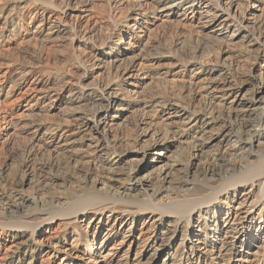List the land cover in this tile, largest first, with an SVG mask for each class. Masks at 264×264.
I'll return each instance as SVG.
<instances>
[{"label":"bare ground","instance_id":"obj_1","mask_svg":"<svg viewBox=\"0 0 264 264\" xmlns=\"http://www.w3.org/2000/svg\"><path fill=\"white\" fill-rule=\"evenodd\" d=\"M0 162V264H264V0H0Z\"/></svg>","mask_w":264,"mask_h":264},{"label":"rangeland","instance_id":"obj_2","mask_svg":"<svg viewBox=\"0 0 264 264\" xmlns=\"http://www.w3.org/2000/svg\"><path fill=\"white\" fill-rule=\"evenodd\" d=\"M171 26L172 25H170V23L165 22V23H163L161 25V29L164 31V33L166 35H168V33H169L170 29H171ZM162 40L165 41V37ZM166 40H168V37L166 38ZM187 42H188L187 40L184 42L185 46L186 45L188 46L189 42L188 43ZM24 45H26V46H28L30 48H34L35 43L31 39L30 40L27 39V40H25ZM160 50L161 51H159V52H164L165 51L163 49H160ZM14 75H15V73L13 74V76ZM13 78L16 79V75ZM25 112L26 113L29 112V113L24 115L25 119H29L31 117L34 118V117H37L39 115L40 116L44 115V116L40 117V118H43V117H45V114H46L44 111L43 112L39 111L40 113L38 112L37 114H36V111H34V113L32 111H25ZM56 112H55L56 114L53 115L52 118L59 119V120L60 119L61 120H65L66 119L67 120L66 122H68L69 118L67 117L66 114L65 115L63 114L64 112H62V111H60V112L56 111ZM30 113L31 114H36V115L33 116ZM130 132H131L130 130L124 131L125 134H130ZM24 143H25V138L21 134L19 136H15L14 137L13 142H12V148L14 149L13 150L14 154L12 155V157H11L12 159H10L11 162L9 163L10 164L9 168L11 169V171H16L18 173L19 171L24 170L26 160H28L30 163L33 162V165L37 166L38 163H40L41 161L45 160V158H47V155L38 153L36 151H31L30 153L27 152V150L23 147ZM150 156H152V154H148L146 159H148ZM2 164L3 163L0 162V168H2V166H3Z\"/></svg>","mask_w":264,"mask_h":264}]
</instances>
